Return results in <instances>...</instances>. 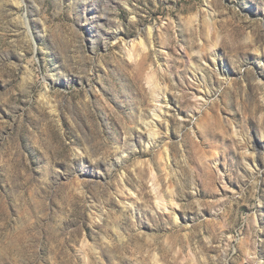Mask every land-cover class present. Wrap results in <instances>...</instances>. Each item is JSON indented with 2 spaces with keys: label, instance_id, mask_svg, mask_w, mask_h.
Returning a JSON list of instances; mask_svg holds the SVG:
<instances>
[{
  "label": "rangeland",
  "instance_id": "1",
  "mask_svg": "<svg viewBox=\"0 0 264 264\" xmlns=\"http://www.w3.org/2000/svg\"><path fill=\"white\" fill-rule=\"evenodd\" d=\"M0 264H264V0H0Z\"/></svg>",
  "mask_w": 264,
  "mask_h": 264
},
{
  "label": "bare ground",
  "instance_id": "2",
  "mask_svg": "<svg viewBox=\"0 0 264 264\" xmlns=\"http://www.w3.org/2000/svg\"><path fill=\"white\" fill-rule=\"evenodd\" d=\"M161 95H163V94H161ZM156 101V103H159V106L157 107V109L159 110H157L156 112H158V114H159V112H161V105L163 104V103H167V101H166V96L165 95H163V96H161V98L159 97V99H157V100H155ZM157 117V116H156ZM159 117V116H158ZM153 122V121H152ZM153 126H156V125H153ZM152 127V126H151ZM253 150V149H252ZM252 153V152H251ZM153 182V181H152ZM153 184V187L155 188L156 187V184H155V182H153L152 183ZM169 197H170V200H169V202H168V205H169V208H170V210L172 211V213H174V215H176V212H175V209H174V207L177 205V198H176V196H175V194H174V192L172 191V190H170V192H169ZM161 198V197H160ZM157 201H159V200H157ZM159 203V202H158ZM161 206L165 209V208H168V207H166L167 205H165V204H161Z\"/></svg>",
  "mask_w": 264,
  "mask_h": 264
}]
</instances>
